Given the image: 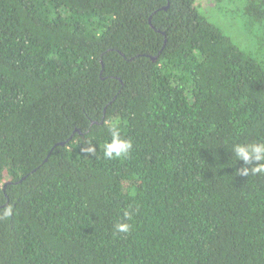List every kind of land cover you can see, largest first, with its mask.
I'll list each match as a JSON object with an SVG mask.
<instances>
[{
    "label": "trees",
    "instance_id": "trees-1",
    "mask_svg": "<svg viewBox=\"0 0 264 264\" xmlns=\"http://www.w3.org/2000/svg\"><path fill=\"white\" fill-rule=\"evenodd\" d=\"M210 1L0 0V264H264V0Z\"/></svg>",
    "mask_w": 264,
    "mask_h": 264
},
{
    "label": "clouds",
    "instance_id": "clouds-1",
    "mask_svg": "<svg viewBox=\"0 0 264 264\" xmlns=\"http://www.w3.org/2000/svg\"><path fill=\"white\" fill-rule=\"evenodd\" d=\"M108 132L111 140L103 145V156L108 160H117L127 157L133 149V142L130 139H124L121 136V128L119 119L107 122ZM89 154H94L95 149L88 146L84 149ZM233 152L238 161H242L245 167L239 170L240 175L248 176L264 174V142H253L247 144H236ZM12 206L9 205L3 211V217L7 218L12 214ZM134 213L131 209L123 211V220L131 221ZM132 224L128 222H118L114 225L116 233H129Z\"/></svg>",
    "mask_w": 264,
    "mask_h": 264
},
{
    "label": "rangeland",
    "instance_id": "rangeland-1",
    "mask_svg": "<svg viewBox=\"0 0 264 264\" xmlns=\"http://www.w3.org/2000/svg\"><path fill=\"white\" fill-rule=\"evenodd\" d=\"M203 3L209 5V6H213V3L210 0H202Z\"/></svg>",
    "mask_w": 264,
    "mask_h": 264
},
{
    "label": "water",
    "instance_id": "water-1",
    "mask_svg": "<svg viewBox=\"0 0 264 264\" xmlns=\"http://www.w3.org/2000/svg\"><path fill=\"white\" fill-rule=\"evenodd\" d=\"M168 7L165 8V10L167 9ZM150 24H151V19H150ZM153 27V26H152ZM154 28V27H153ZM155 29V28H154ZM159 32V30H157ZM153 61L156 60V57L152 58ZM65 143H60V144H57V145H64ZM6 186V185H5Z\"/></svg>",
    "mask_w": 264,
    "mask_h": 264
}]
</instances>
